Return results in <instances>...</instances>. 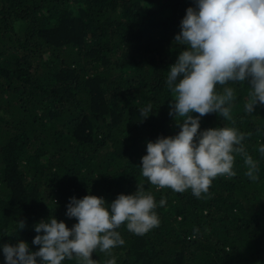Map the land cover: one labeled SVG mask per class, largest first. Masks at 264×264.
I'll return each mask as SVG.
<instances>
[{"label":"trees","instance_id":"obj_1","mask_svg":"<svg viewBox=\"0 0 264 264\" xmlns=\"http://www.w3.org/2000/svg\"><path fill=\"white\" fill-rule=\"evenodd\" d=\"M189 7L193 0H0V244L22 240L38 251L35 224L53 215L68 228L77 223L65 215L70 198L111 203L139 187L166 204L143 236L121 225L116 264H264V105L245 111L247 82L229 85L232 118L208 114L201 130L246 134L256 181L240 154L236 175L218 176L200 198L157 189L141 174L147 143L180 131L166 79ZM149 104L144 119L139 109ZM110 258L92 255L96 264Z\"/></svg>","mask_w":264,"mask_h":264},{"label":"clouds","instance_id":"obj_2","mask_svg":"<svg viewBox=\"0 0 264 264\" xmlns=\"http://www.w3.org/2000/svg\"><path fill=\"white\" fill-rule=\"evenodd\" d=\"M193 4L174 37L183 50L166 79L175 93L169 116L180 131L148 142L140 169L157 189L178 193L190 189L200 198L218 176L236 175V154L245 158V175L258 179V163L242 144L246 134L235 127L201 130V117L214 113L230 120L236 97L229 85L241 82L251 89L245 111L252 113L258 104L264 105V0H193ZM151 107L139 109L140 116L148 118ZM258 151L264 156V143ZM165 204L164 198L157 203L139 187L135 194H120L111 203L93 195L72 197L65 215L77 223L68 228L54 215L41 220L34 225L37 235L32 240L39 250L31 251L22 240L15 246L0 244L4 264H63L74 258L79 264H96L92 255L97 251L111 257L106 264H116L112 251L125 243L118 231L121 225L143 236L159 226L155 209ZM17 224L20 231L25 228L24 221Z\"/></svg>","mask_w":264,"mask_h":264}]
</instances>
